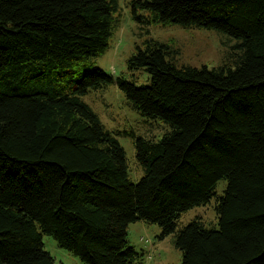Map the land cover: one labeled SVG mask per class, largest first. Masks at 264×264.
Returning a JSON list of instances; mask_svg holds the SVG:
<instances>
[{"label": "trees", "instance_id": "obj_1", "mask_svg": "<svg viewBox=\"0 0 264 264\" xmlns=\"http://www.w3.org/2000/svg\"><path fill=\"white\" fill-rule=\"evenodd\" d=\"M134 20L214 29L236 39L219 67L177 66L155 40L129 59L138 86L94 64L109 47L117 0H0V264H56L43 235L84 264H138L130 224L158 225L210 203L176 237L182 264H264V0H135ZM143 13H147L146 15ZM145 19V20H144ZM116 83L170 130L124 147L83 100Z\"/></svg>", "mask_w": 264, "mask_h": 264}, {"label": "rangeland", "instance_id": "obj_2", "mask_svg": "<svg viewBox=\"0 0 264 264\" xmlns=\"http://www.w3.org/2000/svg\"><path fill=\"white\" fill-rule=\"evenodd\" d=\"M133 1L135 0H117L118 8L114 13L109 47L94 59L97 67L114 78L124 77L138 86L149 83V74L145 70H130L128 61L138 47L144 48L146 41L150 40L166 44L177 51L175 62L180 67L207 66L211 69L232 59V47L237 43L236 39L214 29L138 22L133 17ZM83 100L124 147L129 176L132 181L138 182L144 172L137 161L135 137L159 140L170 130L169 125L160 119L152 120L142 116L116 83L89 91ZM226 186L227 182L221 181L216 188V196L210 203L183 213L177 221L176 232L165 239H161L162 230L158 225L142 221L130 224L128 241L142 254L138 264H182L183 254L175 243L177 235L195 219H200L208 229H218L216 205ZM43 242L45 250L56 264H84L73 253L60 247L53 237L43 235Z\"/></svg>", "mask_w": 264, "mask_h": 264}]
</instances>
